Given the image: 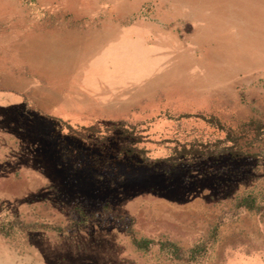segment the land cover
I'll return each mask as SVG.
<instances>
[{
    "label": "rangeland",
    "instance_id": "1",
    "mask_svg": "<svg viewBox=\"0 0 264 264\" xmlns=\"http://www.w3.org/2000/svg\"><path fill=\"white\" fill-rule=\"evenodd\" d=\"M0 264H264V0H0Z\"/></svg>",
    "mask_w": 264,
    "mask_h": 264
},
{
    "label": "trees",
    "instance_id": "2",
    "mask_svg": "<svg viewBox=\"0 0 264 264\" xmlns=\"http://www.w3.org/2000/svg\"><path fill=\"white\" fill-rule=\"evenodd\" d=\"M229 149H231L230 147H225V149H224V151L226 152V151H228ZM143 242V243H142ZM145 244L146 243V241L145 240H142V241H138V243L137 244Z\"/></svg>",
    "mask_w": 264,
    "mask_h": 264
}]
</instances>
